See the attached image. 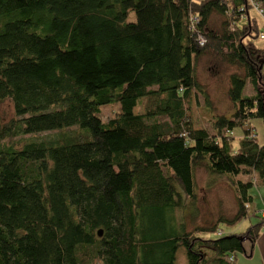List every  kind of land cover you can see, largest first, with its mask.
Instances as JSON below:
<instances>
[{
    "label": "trees",
    "instance_id": "16d2710c",
    "mask_svg": "<svg viewBox=\"0 0 264 264\" xmlns=\"http://www.w3.org/2000/svg\"><path fill=\"white\" fill-rule=\"evenodd\" d=\"M250 10L249 0H0V103L14 110L0 122V264H176L181 247L184 264H239L263 218L241 233L217 224L247 217L248 190L264 181L250 125L264 124V46ZM206 51L242 72L229 75L232 112L214 115L211 132L194 127L190 107L193 91L211 101L196 77ZM42 132L55 134L2 142ZM200 166L227 177L237 211L188 229ZM210 231L218 237L200 236Z\"/></svg>",
    "mask_w": 264,
    "mask_h": 264
},
{
    "label": "rangeland",
    "instance_id": "374dc122",
    "mask_svg": "<svg viewBox=\"0 0 264 264\" xmlns=\"http://www.w3.org/2000/svg\"><path fill=\"white\" fill-rule=\"evenodd\" d=\"M250 13L252 16H256L258 22L262 24V18L257 15L254 10H250ZM127 20H134L133 12L130 11L128 13ZM222 20V16L214 13L210 17L209 26L214 30H218ZM256 44L259 46H264V39H256ZM195 66L197 80L202 84L204 91L208 94V97L211 101L209 105L205 104L201 94L197 91H193V99L190 105L193 125L196 128H204L211 132L212 129L210 127L209 121L214 115H225L228 117L232 112V104L227 96V91L229 88V75L231 73L242 72L236 66L224 62L213 51H206L200 55L196 60ZM250 92L251 88L248 85L247 89H245V93L247 94ZM154 100V96L141 98L138 102V105L133 109L134 113H141L147 109H150L154 104ZM118 108V102L112 101L107 103L101 106L100 117L102 120H107L113 115L115 111L118 110ZM12 117H14L13 104L10 99H4L0 103V122H7ZM158 119L160 121L167 120L165 116H160ZM250 125L254 126L258 142L260 144H264V124L262 120L253 119L250 121ZM70 132L79 134L76 128L70 129ZM54 134L55 132H42L6 139L2 140V142H12L15 146L19 147L26 139H43L52 137ZM241 134V128L234 129L233 135L235 139L233 144L235 147L239 144ZM235 177L245 180L249 177V174L240 173ZM195 181L198 196L197 202L199 214L194 220V224H190V218L185 217V220L188 222V229H191L195 225L210 226L220 215L228 219L235 215L237 211L235 191L228 182L226 176L211 175L207 172L204 166H200L195 169ZM248 193L251 195L252 200L247 207V217L243 218L235 225H228L224 222H219L217 224L218 230H221L224 234L241 233L246 229L247 226L260 221L259 210L264 209V181L262 183L254 184L248 190ZM262 228H264V226ZM200 236L215 238L218 237V231L203 232L200 233ZM176 255V264H184V249L182 247L178 249ZM234 256L236 257L237 263H242V252H235Z\"/></svg>",
    "mask_w": 264,
    "mask_h": 264
},
{
    "label": "crops",
    "instance_id": "0c3cea01",
    "mask_svg": "<svg viewBox=\"0 0 264 264\" xmlns=\"http://www.w3.org/2000/svg\"><path fill=\"white\" fill-rule=\"evenodd\" d=\"M261 210L263 209L259 210L260 216ZM244 248L245 252L243 253L242 263L240 264H264V228L260 229L259 235L254 241L253 245L250 246L249 242H244Z\"/></svg>",
    "mask_w": 264,
    "mask_h": 264
},
{
    "label": "built area",
    "instance_id": "2783aa9c",
    "mask_svg": "<svg viewBox=\"0 0 264 264\" xmlns=\"http://www.w3.org/2000/svg\"><path fill=\"white\" fill-rule=\"evenodd\" d=\"M249 4L251 9L254 10L257 13V15H259L262 18V30L260 32V38L264 39V10L259 6V4L255 0H249ZM193 19L194 18L192 17L191 20ZM197 40L200 45H203L205 42L203 36H199ZM260 213H261V217L263 218V226H264V209L261 210Z\"/></svg>",
    "mask_w": 264,
    "mask_h": 264
},
{
    "label": "water",
    "instance_id": "95a60500",
    "mask_svg": "<svg viewBox=\"0 0 264 264\" xmlns=\"http://www.w3.org/2000/svg\"><path fill=\"white\" fill-rule=\"evenodd\" d=\"M100 233V232H99Z\"/></svg>",
    "mask_w": 264,
    "mask_h": 264
}]
</instances>
